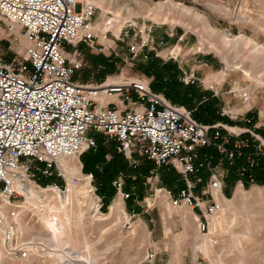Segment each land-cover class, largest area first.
Masks as SVG:
<instances>
[{"label":"built area","instance_id":"built-area-1","mask_svg":"<svg viewBox=\"0 0 264 264\" xmlns=\"http://www.w3.org/2000/svg\"><path fill=\"white\" fill-rule=\"evenodd\" d=\"M95 11L94 5L81 0H0V16L7 28L19 27L26 40L11 60L0 54V208L5 212L0 213V239L7 254L16 259L32 256L38 244L18 226L23 217L22 198L32 185L65 197L70 185L87 183L89 198L95 203L90 207L92 216L105 214L94 173L84 172L82 164L81 174L69 181L61 165L62 158L79 159L95 149L97 133L113 141L134 169L150 160L155 170H175L184 186L176 195L163 190L176 206L196 210L203 230L222 209L227 172L219 169V162L213 164L211 155L201 156V150L214 147L232 162L249 145V139L241 137L249 133L257 142L247 156L249 165L258 164L264 156V138L255 128L236 132L220 121H198L192 109L173 104L162 92L154 91L147 79L96 83L79 79L77 73L85 64L79 46L96 52L110 49L108 32L117 23L122 26L119 33L113 32L114 40L127 42L133 56L150 43L149 36L135 39L131 19L121 22L108 12L97 22ZM99 34L106 38L104 42L99 41ZM190 78L187 82H193ZM214 91L219 94L218 88ZM242 98L248 101L249 92L243 91ZM124 185L123 176L113 181L117 194L126 200L131 193Z\"/></svg>","mask_w":264,"mask_h":264},{"label":"rangeland","instance_id":"rangeland-1","mask_svg":"<svg viewBox=\"0 0 264 264\" xmlns=\"http://www.w3.org/2000/svg\"><path fill=\"white\" fill-rule=\"evenodd\" d=\"M81 1L96 7L94 18L97 22L103 16L102 8L106 13L131 19L135 39L149 36L150 43L141 54L133 56L127 42L114 40L113 32H116L112 28L107 36L112 44L110 49L96 52L85 45L79 46L85 57L84 67L77 73L79 79L96 83L106 79L144 78L152 83L157 72L148 67L155 63L163 78L170 77L175 71L179 83L197 84L198 88L217 97L220 114L225 110L223 116L236 122L235 125L228 124L236 132L250 128L247 126L250 122L251 126L256 125L253 127L256 130L264 131V51L253 53L256 48L264 50V0ZM224 35H230L232 40L241 38L253 42L251 46L237 48L233 44L224 46ZM99 36L100 42L106 40ZM25 45L20 28L10 31L6 20L0 16V54L4 59L11 60ZM67 48L73 49L72 46ZM190 76H193V82H187ZM215 76L220 79H214ZM215 88L219 90L218 95H215ZM243 91L249 92L248 101L242 98ZM105 142L110 144L107 139ZM76 159L83 164L82 155ZM219 163V169L226 173L225 160L220 159ZM164 169L155 170L154 167L145 177H138L129 170L119 172L117 178L123 176L125 180L124 190L134 194L126 200L121 198L126 212L121 219L111 211L120 198L117 192L109 204L105 202V214L99 218L92 216L91 208L86 204H83L84 209L73 204L67 211L68 221L59 220L63 215L57 217L54 224L60 229L64 248L73 258L64 257L56 249L52 234L41 221L46 214V204L52 203V211L57 215L60 213L59 199L41 192L43 197L39 207L22 214L19 222L25 236L38 243L34 252L37 256L34 260L31 256L32 259L17 258L25 260L23 262L4 258L1 264H264V202L254 198L256 190H262L264 195V184L252 183L246 187L243 181L226 180L220 198L222 209L214 216L217 227L212 230L210 219L209 226L203 230L197 221L198 212L186 205L176 206L163 190L176 195L180 189L179 180L166 185L162 179ZM57 180L62 182L60 178ZM206 183L207 179L200 188ZM241 187L249 198L247 206L229 208ZM161 195L167 198L164 200ZM80 200L86 201L84 197ZM22 201L26 202V198ZM24 205L28 207L27 203ZM128 221L132 223L131 227Z\"/></svg>","mask_w":264,"mask_h":264},{"label":"trees","instance_id":"trees-1","mask_svg":"<svg viewBox=\"0 0 264 264\" xmlns=\"http://www.w3.org/2000/svg\"><path fill=\"white\" fill-rule=\"evenodd\" d=\"M147 57H149V55ZM150 67L152 71H156L158 74H156L155 80L151 83L152 89L157 92H162L169 100L192 109L194 118L198 121L207 124H214L219 121L225 124H236V122L229 119V117L220 114L218 99L210 92L198 88L197 84L179 83L175 71L170 73V77L166 76L163 78V74L160 75L159 67L156 66L155 63L149 64L148 69ZM260 131L264 132L263 130ZM95 136L97 139V147L82 154L83 171L94 173L99 194L103 196L106 204H109L111 198L116 193L113 181L117 178L119 172L129 170L137 174L138 177L141 175L145 177L150 174L155 166L150 160H144L138 168L134 169L129 165L123 154L117 151L113 141L108 140L110 144H105L107 142H105L106 138L104 135L97 133ZM241 137L249 139V145L244 147L242 150L243 154L241 156H236L232 162L227 160L225 156L219 153L214 147L203 148L201 150V156L211 155L213 164H217L220 159L225 160L227 168L225 181L230 179L234 183L237 180H242L246 187L250 186L252 183L263 185L264 156L260 158L258 164L250 166L247 161V156L253 153L257 142L249 133H244ZM109 154L111 155V159H107V155ZM162 179L166 182L167 186H170L172 181L177 182L179 180V188L183 187V181L175 170L164 169ZM174 192H177V190H174ZM133 196L134 194H131L130 198Z\"/></svg>","mask_w":264,"mask_h":264},{"label":"bare ground","instance_id":"bare-ground-1","mask_svg":"<svg viewBox=\"0 0 264 264\" xmlns=\"http://www.w3.org/2000/svg\"><path fill=\"white\" fill-rule=\"evenodd\" d=\"M221 6V5H220ZM96 8V7H95ZM217 9V8H216ZM102 15L104 16L105 13L107 12L105 9L102 8ZM188 11V10H186ZM102 16V17H103ZM121 18V22L125 21V19ZM121 26L122 23H117L116 25L113 26V29L115 30L116 33H119L121 30ZM107 29V26L103 27L102 29V33H104ZM252 40L250 39H241V38H235L234 40L230 39V35H224L222 36V43L224 46H229V45H234L235 48L239 47L240 45H252ZM255 48V47H254ZM255 51L253 52L254 54H259L260 52L264 51L261 48H256L254 49ZM110 81V80H108ZM77 157H65L61 159V165L63 167V169L66 172V175L69 179V181L72 179V177H74L75 175H80L81 174V167L82 165L78 162V160L76 159ZM76 159V160H75ZM88 184L87 183H81V185L79 186H71L70 185V193L67 194L64 197L61 196L60 193H58V191H54V192H49L46 189L41 190L40 188H37L35 185H32L31 187L28 188V190L25 191V198H26V202H24L23 204H21L19 210L25 214L26 211H28L30 208L31 211H33V207H39V201L42 199L43 195L41 192L47 193V194H52L55 197H57L59 200L58 202H60V213L55 214L52 210L51 204H46L47 210H46V214L45 216L41 218L42 224L44 225L45 229L48 230L51 234H52V242L55 244L56 249L64 256V257H68V258H73L72 255H70L68 253V251L64 248L63 243L61 241V236H60V229L58 228V226L54 223H56L57 221V217H59L60 215H63V218L61 217L59 220L61 221V219H63V221L65 222V220L69 218V213L67 211H69V209H71V206H73V204L78 205V207H82L84 209L83 204H86L89 207H93V205L95 204L94 202H92V200H89V194H88ZM262 190H256L255 191V201H260V202H264V195L261 194ZM162 198L165 200L167 197L164 195H161ZM81 197H84V200H86L84 203L80 200ZM248 195L245 194L244 190L241 188H239L233 198V200L231 201V203L229 204V208H245L247 206L248 203ZM90 201V202H89ZM28 204V207L24 204ZM85 205V206H86ZM4 207V206H2ZM56 208V207H55ZM79 209V214L82 213V210ZM111 211L113 214L117 215V217L119 219H121L122 217L126 216V212L124 209V204L123 201L121 199V197L115 202V204L111 207ZM223 212H226V210L224 209ZM0 213L5 214L4 210L0 208ZM43 213V212H40ZM64 213V214H63ZM97 221V220H96ZM20 222V221H19ZM212 223H213V228L212 230L214 231L217 227V224L215 219H212ZM19 226V225H18ZM19 229H21L19 227ZM22 230V229H21ZM41 246H43L42 244H40ZM36 254L33 253V255L31 256L34 260V256ZM37 256V255H36ZM30 257V258H31ZM7 258V259H11L14 260L16 262H23L25 260H17L14 257L9 256L8 254H6V249L3 246V243L1 242L0 239V264H1V260ZM31 258V259H32ZM28 259V258H27ZM76 259V258H74ZM32 260V261H33ZM77 261L80 259H76ZM27 261V260H26ZM31 261V263H32ZM15 264V263H14ZM18 264V263H17ZM21 264V263H19ZM23 264V263H22ZM26 264V263H24ZM34 264V262H33ZM90 264V263H89Z\"/></svg>","mask_w":264,"mask_h":264},{"label":"crops","instance_id":"crops-1","mask_svg":"<svg viewBox=\"0 0 264 264\" xmlns=\"http://www.w3.org/2000/svg\"><path fill=\"white\" fill-rule=\"evenodd\" d=\"M213 77L214 76H212L210 79H213ZM214 79H217V80H219L220 79V77H216L215 76V78ZM249 121V120H248ZM235 122V121H234ZM250 122V121H249ZM251 123V122H250ZM250 123H247V126H250V128H253V127H256V125H254V126H251L250 125ZM250 128H248V127H245L244 129H250ZM260 130H262V129H257L256 131L257 132H259V133H261V135H264V132H262V131H260Z\"/></svg>","mask_w":264,"mask_h":264}]
</instances>
